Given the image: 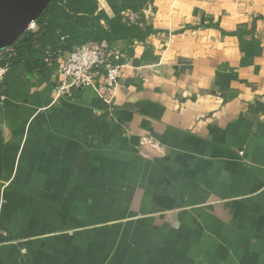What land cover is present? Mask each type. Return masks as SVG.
I'll list each match as a JSON object with an SVG mask.
<instances>
[{
	"label": "crops",
	"instance_id": "crops-1",
	"mask_svg": "<svg viewBox=\"0 0 264 264\" xmlns=\"http://www.w3.org/2000/svg\"><path fill=\"white\" fill-rule=\"evenodd\" d=\"M232 4L163 9L171 25L114 43L111 104L55 102L58 63L12 66L0 264H264V0Z\"/></svg>",
	"mask_w": 264,
	"mask_h": 264
},
{
	"label": "trees",
	"instance_id": "trees-1",
	"mask_svg": "<svg viewBox=\"0 0 264 264\" xmlns=\"http://www.w3.org/2000/svg\"><path fill=\"white\" fill-rule=\"evenodd\" d=\"M99 19L107 26H101ZM36 23L37 30L27 31L12 46L17 56L14 64L23 63L31 71L47 68V51L54 61L58 52L65 54L84 45L110 49L118 41L145 39L156 33L152 27L127 26L110 18L99 9L97 0H53Z\"/></svg>",
	"mask_w": 264,
	"mask_h": 264
},
{
	"label": "built area",
	"instance_id": "built-area-1",
	"mask_svg": "<svg viewBox=\"0 0 264 264\" xmlns=\"http://www.w3.org/2000/svg\"><path fill=\"white\" fill-rule=\"evenodd\" d=\"M37 30V23L32 22L28 31ZM64 40V38H62ZM45 63L52 66L59 64L60 83L54 89L55 102L66 96L70 90L93 89L104 102L111 104L119 89L122 64L120 58L106 46L84 45L68 53L58 52L56 60H51L47 51ZM16 52L10 47L0 52V105L6 101L4 84L16 60ZM142 147L161 150V145L152 137L141 138Z\"/></svg>",
	"mask_w": 264,
	"mask_h": 264
},
{
	"label": "rangeland",
	"instance_id": "rangeland-1",
	"mask_svg": "<svg viewBox=\"0 0 264 264\" xmlns=\"http://www.w3.org/2000/svg\"><path fill=\"white\" fill-rule=\"evenodd\" d=\"M99 1L106 7L107 12L102 9L106 15L116 17L124 25L161 29L175 20L171 17V12H164L163 9L174 10L184 3L196 4L197 0H97L98 4ZM231 3L237 10L258 12L255 11L256 0H231ZM100 20L99 24L106 27V23Z\"/></svg>",
	"mask_w": 264,
	"mask_h": 264
},
{
	"label": "water",
	"instance_id": "water-1",
	"mask_svg": "<svg viewBox=\"0 0 264 264\" xmlns=\"http://www.w3.org/2000/svg\"><path fill=\"white\" fill-rule=\"evenodd\" d=\"M53 0H0V52L12 47Z\"/></svg>",
	"mask_w": 264,
	"mask_h": 264
}]
</instances>
